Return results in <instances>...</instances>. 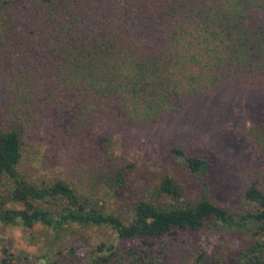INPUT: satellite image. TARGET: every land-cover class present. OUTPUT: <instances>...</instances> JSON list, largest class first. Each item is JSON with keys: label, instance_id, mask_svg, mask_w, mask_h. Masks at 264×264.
<instances>
[{"label": "trees", "instance_id": "obj_1", "mask_svg": "<svg viewBox=\"0 0 264 264\" xmlns=\"http://www.w3.org/2000/svg\"><path fill=\"white\" fill-rule=\"evenodd\" d=\"M257 88L264 0H0V225L45 231L35 264H264V170L237 213L205 190L187 197L168 173L110 207L127 168L113 152L60 175L22 163L40 128L48 145L81 153L90 124L149 130L194 101ZM243 134L264 157V121ZM169 153L206 177L203 158ZM73 227L104 240L80 252L63 242ZM206 229L244 233L248 244L210 245ZM27 260L0 248V264Z\"/></svg>", "mask_w": 264, "mask_h": 264}, {"label": "rangeland", "instance_id": "obj_2", "mask_svg": "<svg viewBox=\"0 0 264 264\" xmlns=\"http://www.w3.org/2000/svg\"><path fill=\"white\" fill-rule=\"evenodd\" d=\"M62 120L58 122L66 124L65 119ZM259 121H264V88H257L251 95L228 89L212 98L192 102L180 113L165 118L149 130L138 131L105 121L90 124L81 153L48 145L40 128L30 139L22 163L28 174L60 175L75 166L97 160L102 151L113 152L124 157L123 165L127 168L123 188L113 199L110 196L111 200L104 196V201H110V207L115 201L133 200L142 188L168 173L187 197H195L205 190L216 204L238 213L249 210L242 198L243 189L256 181L257 170H264V157L251 138L243 134L246 128L257 126ZM172 146L180 147L186 156L196 155L206 160L209 164L206 177L196 179L181 164L174 162L169 153ZM94 187L98 189L99 186ZM72 230L70 235L63 237V242L77 246L80 252L104 240L94 229L73 227ZM44 233L39 225L31 229L19 224L0 225V248L3 246L20 257L26 255L27 264H35L42 250L45 252ZM203 235L209 237L210 245H223L234 250L248 244L244 233L206 229Z\"/></svg>", "mask_w": 264, "mask_h": 264}]
</instances>
